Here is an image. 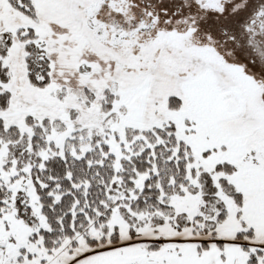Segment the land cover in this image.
<instances>
[{
    "label": "snow or ice",
    "instance_id": "obj_1",
    "mask_svg": "<svg viewBox=\"0 0 264 264\" xmlns=\"http://www.w3.org/2000/svg\"><path fill=\"white\" fill-rule=\"evenodd\" d=\"M0 264H264V0H0Z\"/></svg>",
    "mask_w": 264,
    "mask_h": 264
}]
</instances>
